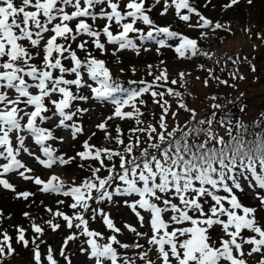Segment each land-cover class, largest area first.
Listing matches in <instances>:
<instances>
[{
    "label": "trees",
    "instance_id": "trees-1",
    "mask_svg": "<svg viewBox=\"0 0 264 264\" xmlns=\"http://www.w3.org/2000/svg\"><path fill=\"white\" fill-rule=\"evenodd\" d=\"M192 1L200 9L211 6L205 0ZM152 12L158 22L168 21V17ZM236 12L242 13L238 20L243 23L252 12L262 21L264 0H238L227 13ZM115 25L113 19L110 27ZM136 26L135 38L128 43L131 48L142 43L147 25L140 18ZM78 33L68 36L72 39L70 56L75 61L70 72H77L81 66L90 68L92 57L101 53L92 45L80 43L75 38ZM169 38L163 37L167 42ZM164 47L172 46L157 47L149 55L141 49L132 55L103 54L109 66L106 73L113 82L130 94L137 92L126 103L109 98L112 104L101 119L89 117V103L95 102L98 94L91 85L75 83L73 102L69 94L63 95L62 106L67 110L63 122L73 130L70 142L64 146L56 142L53 151L64 161V184L92 194L111 176L110 182L85 212L84 200L51 193L50 201L34 188L32 179L21 183L12 180L13 187L0 193V264H11L16 254L22 255L27 242L42 239L41 233H50L46 237L56 236L57 240L50 250L45 244L46 250L36 264H91L94 258L98 264H165L150 255L158 238L163 240V248L172 249L175 262L194 254V259L187 260L190 264H232L233 257L237 264H249L250 249L264 255V167L260 168L263 182L257 180L256 201H251L238 178L231 179L228 173L229 164L245 165L264 158V110L243 118L245 104L237 94L229 104L214 102L208 115L188 114L170 123L173 116L169 111L176 109V98L188 102L173 80L176 76L187 79V75L149 70L150 65L156 67ZM27 48L29 51L32 46ZM181 50L191 53L187 45ZM59 55L60 51L52 54ZM36 56L32 51L29 58L40 63ZM21 57L26 55H18V60ZM55 63L52 58L46 67ZM96 104L104 106L107 102ZM203 116L217 123L228 117L229 129L221 135L219 127L211 129L204 122L194 121ZM86 142L91 153L82 151ZM154 204L161 208L162 220L155 216ZM246 212H252V218H245ZM234 214L240 218L230 221ZM35 220H40L41 226H36ZM66 221L71 222L72 230L53 232ZM199 224L206 229L196 238ZM168 235L173 240L166 242Z\"/></svg>",
    "mask_w": 264,
    "mask_h": 264
},
{
    "label": "rangeland",
    "instance_id": "rangeland-1",
    "mask_svg": "<svg viewBox=\"0 0 264 264\" xmlns=\"http://www.w3.org/2000/svg\"><path fill=\"white\" fill-rule=\"evenodd\" d=\"M68 0L63 3H59V9L57 8V1L56 0H35V3H33L28 10H32L35 4L39 5L37 9L33 10V14H31L28 11H24L20 18L23 21H26L28 23H32L33 20L40 14V11L43 10V12H47L45 9V5L49 4V8H54L50 14H47L45 16V22L50 21L51 19H54L55 21L59 18H69V21H64L65 24L61 26V28L58 29L59 33L64 32L65 29H70L71 26H73V29L77 26L76 24L81 23H93L96 24L95 29L99 25L102 24V22H105V14H107V11L109 12V6L110 4H115L117 1L121 5L127 4L125 2L126 0H95L93 5L96 9V15L94 19L87 18V16H84L83 14V8L85 6L84 0ZM224 0H211V3L214 4L211 8L203 11L198 12L195 9L191 8H185V13L189 15V18L187 22H189V26L183 25L182 20L180 19V7L184 6V2H179L177 5H173L170 3V6H166L165 0H160L157 4V6L161 9L162 7L167 8V10L164 12L165 14H170L173 16V19L177 17V20L179 21L181 28H173L172 23L169 22L165 27L159 28L158 31L156 28L151 29V34H155L157 32H163L167 31L166 34H176L178 37H182L184 39V42L182 44H185V41H187L189 44L192 43V51L194 54H185L181 49H179V53L177 52L178 49L175 47H169L165 48L164 51L161 52L160 55H158V62L156 67L154 65L148 66L150 71L153 70L155 72H160V69L163 68L164 70L171 73L175 70L177 72L181 70H190L189 73L190 76V82L189 80L185 79L184 77L178 76L176 78V82L179 83V85H185L186 88H183V86L179 87V90L182 92L184 98L188 101L185 103V101L182 100V98L178 97L176 98V105L171 103V105H174L176 109L170 110V123H172L174 120H180L185 119V116L190 114L191 116L195 115H208L211 113L212 110H210V106L214 104L216 100L221 102L222 104H228L230 101H232L235 96L237 95L236 87L238 83H245V85H248L251 89L249 92L252 94L258 93L260 91H264V78L260 77L259 81L255 80L254 73L252 71V65L251 62L254 59V57H263L262 60H264V19L260 21L257 17V13L252 12L249 16V18L245 19V22L248 21V25L251 27L250 29L253 30L251 35L245 34V29H243L245 23L242 21H239L238 18L242 15L241 12H236L234 14H228V7L230 6V3L222 4ZM174 3V2H173ZM143 4V3H140ZM229 4V5H228ZM117 5V4H115ZM56 7V8H55ZM10 10V9H9ZM8 10V11H9ZM58 10V12H56ZM179 12V13H178ZM48 13V12H47ZM178 13V14H177ZM167 14V15H168ZM119 15H121L119 13ZM149 18V23L151 22L150 16L147 15ZM65 19V20H66ZM53 22V21H52ZM51 23L48 24V28H51ZM63 22V20H58L57 25H60ZM202 23V24H201ZM29 24V25H30ZM201 24L203 25L200 29H195L193 26ZM159 26V24H157ZM53 27V26H52ZM249 29V30H250ZM53 29H48L45 31V37H47ZM155 32V33H154ZM189 34L193 33L194 36H189ZM88 39H92L94 36V33L96 34L97 39L105 40V35L103 31L94 30L92 32H86ZM260 34V36H259ZM69 34H66L63 37V48L67 47L65 49L64 58H67V56H70L71 53V44L72 39L68 38ZM178 39V38H177ZM53 40L51 41V43ZM174 41H171L173 43ZM202 47L206 49H211V53L203 52L201 50ZM116 44H107L106 48L103 49L101 54H104L105 51H109L110 47H115ZM139 49L146 52V55H149L155 51L157 46H155L154 42L149 41L146 43V45L142 44ZM137 49L136 51H138ZM197 49V50H196ZM175 51L176 53H172V51ZM215 50V51H214ZM125 53L132 55L135 50L134 48H123L120 49L119 53ZM232 53V54H230ZM255 53V54H252ZM213 57H212V55ZM162 55V56H161ZM166 55V56H165ZM228 56L230 58H228ZM134 57V56H132ZM41 61H45V58L43 55H40L38 57ZM128 59V58H127ZM164 59H167L164 61ZM138 61H140V58H137ZM132 62H136V60H133ZM264 63V61H261ZM152 64H155L152 62ZM69 65V64H68ZM61 66L57 71L54 73L56 75H60L58 78H53L51 80V83H49L47 90L45 89V84L43 86L44 93L47 94L48 91L51 88H54V91L52 94L47 95L45 98L47 102V107H49L50 111H54L55 104L54 101L56 98L60 95L58 91H61V88L66 87L70 88L69 91L72 102H73V93L77 90H74V87L72 85L74 79H77L79 77V74L77 72L72 74H68L69 67ZM98 66H103V63L97 64ZM237 65V66H236ZM155 67V68H154ZM50 71H52V66L49 67ZM48 70V69H46ZM44 69L40 70L42 74ZM173 70V71H172ZM84 71V68L82 69V72ZM88 72H84L82 75V82L86 80V75L88 73H91L93 76L96 77V79L101 80L103 77L101 72H98L96 69H90L87 70ZM182 72V71H181ZM46 72L43 73L41 78H37L38 81L45 78ZM54 76V74L52 73ZM261 75H264V67L261 68ZM72 76V80H69L67 78H70ZM84 81V82H85ZM35 86V85H34ZM36 88V87H35ZM189 88V90H188ZM20 90L26 89L29 90L26 86H22L19 88ZM34 91V90H33ZM29 92V91H28ZM68 92V90H67ZM110 92H113V89L110 90ZM180 92V93H181ZM10 94H14L11 91H8ZM30 97L32 99L37 98L36 93L29 92ZM239 95V94H238ZM45 97V96H44ZM253 97V96H251ZM255 97V96H254ZM253 101H249V104H246L242 107L241 115L243 118L248 119L252 117L253 115H256L257 112L261 109V105L264 103L258 104L256 99ZM38 107L33 111V113L30 112V108L27 109V112L20 110L19 112L22 113L19 123L24 128V134L19 135L14 140L11 141L8 145H14L15 149L7 148L6 146L0 145V175L4 177H15L16 180L21 179L22 174L24 172L26 173H32L33 175L37 173L40 180L43 179L45 186L48 184H54L56 185V189H61V177L58 175V173H64V171L60 170V165H53L51 167H48V165L54 163V159H49V163L44 164L42 162V158L40 155H37L38 150L32 146V144L36 141L41 139L40 136L37 135V133H40V122L42 123V126L51 125L52 128V134L59 140H62L63 143H68L70 141V134L68 129L64 128L63 125L59 124L58 122V108L52 113L47 115V112L45 110V106L43 108V103L37 102ZM180 103H182L180 105ZM91 105V118H95V116L104 109L102 106L96 104L95 102L89 103ZM170 105V106H171ZM169 106V107H170ZM181 107L180 110H178V107ZM216 105H214L215 107ZM97 107V110H96ZM107 108V106H105ZM168 108V107H167ZM48 109V110H49ZM93 109H95V112H92ZM19 113V115H20ZM30 117L26 122L24 120ZM175 117V119H174ZM37 120V122H36ZM0 121H1V111H0ZM29 121L34 122L33 127H29L28 123ZM197 121L201 123H205L207 128H220L221 135L225 133L229 129L227 126L228 117H223L220 123H217L210 118L205 119V116H203L200 119H197ZM169 123V124H170ZM30 128L31 130L25 131V129ZM33 128V129H32ZM15 131V130H14ZM15 132L9 131L7 134L5 131L1 130L0 128V144L3 142V140L10 139L12 136H15ZM109 135V133L107 132ZM9 136V137H8ZM22 141L25 142V146L22 145ZM7 162V166H3L4 163ZM11 167V168H10ZM8 175V176H6ZM38 179V180H39ZM38 182V181H37ZM3 189V185H1L0 182V193ZM48 200L53 201L51 198H48ZM59 203H62V201H59ZM37 224H39L37 222ZM71 225V222L66 221L65 224L59 225L55 228H53L54 233H58L61 231L66 230ZM98 226V225H97ZM78 231L77 229L75 230ZM40 236H47L48 233H41L38 234ZM50 236V233H49ZM40 244V243H39ZM41 245V244H40ZM152 255L153 252L156 251L155 247H152ZM255 254H258L255 252ZM159 254H157L155 257H158ZM253 258V257H252ZM11 264H35V259L32 256L31 253H28L27 251L24 253V255L16 254L14 256V261H12ZM173 264L174 261H173ZM249 264H264L263 260H260L258 256L253 258Z\"/></svg>",
    "mask_w": 264,
    "mask_h": 264
},
{
    "label": "water",
    "instance_id": "water-1",
    "mask_svg": "<svg viewBox=\"0 0 264 264\" xmlns=\"http://www.w3.org/2000/svg\"><path fill=\"white\" fill-rule=\"evenodd\" d=\"M261 61H264L262 59H258L256 62H255V70H256V79L257 81H259L260 77H262V79L264 78V75H261V68L264 67V63H262ZM241 89L244 90V94L246 95V98H247V101H253V97L254 99L258 100L257 103L258 104H261V103H264V91H260L258 93H255V94H252L249 92L251 91L250 87L248 85H244L241 87ZM253 96V97H251ZM261 107H264V104L261 105Z\"/></svg>",
    "mask_w": 264,
    "mask_h": 264
}]
</instances>
